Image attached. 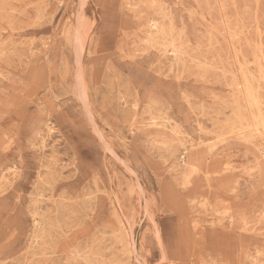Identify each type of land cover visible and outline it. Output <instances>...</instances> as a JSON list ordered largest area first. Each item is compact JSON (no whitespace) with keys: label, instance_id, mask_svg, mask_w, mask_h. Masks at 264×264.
Wrapping results in <instances>:
<instances>
[{"label":"rangeland","instance_id":"rangeland-1","mask_svg":"<svg viewBox=\"0 0 264 264\" xmlns=\"http://www.w3.org/2000/svg\"><path fill=\"white\" fill-rule=\"evenodd\" d=\"M262 124L264 0H0V264H264Z\"/></svg>","mask_w":264,"mask_h":264},{"label":"bare ground","instance_id":"bare-ground-1","mask_svg":"<svg viewBox=\"0 0 264 264\" xmlns=\"http://www.w3.org/2000/svg\"><path fill=\"white\" fill-rule=\"evenodd\" d=\"M153 4V3H152ZM39 20V19H38ZM40 21V20H39ZM155 25V24H154ZM184 33V32H183ZM211 40V39H210ZM151 42V41H150ZM210 43H212V42H209V44ZM146 48V47H145ZM163 48V47H162ZM167 48V47H166ZM188 48V47H187ZM154 50V49H153ZM164 50V49H163ZM166 50V49H165ZM164 50V51H165ZM171 51L172 52H176V49L175 48H172L171 49ZM163 52V51H162ZM177 64V63H176ZM181 64H182V62H181ZM185 66V65H184ZM247 66V65H246ZM246 66H244L245 68H246ZM182 67H183V65H182ZM197 67V66H196ZM200 67V66H199ZM203 67V66H202ZM202 67H201V69H202ZM243 67V66H242ZM171 69V68H170ZM196 69V68H195ZM198 69V68H197ZM172 70V69H171ZM230 70H232L231 68H230ZM177 71V70H176ZM224 71V70H223ZM233 71V70H232ZM241 72V71H240ZM230 73H231V71H230ZM229 75V74H228ZM248 76H249V73H248ZM251 76H253V75H251ZM204 77V76H203ZM250 77V76H249ZM254 77V76H253ZM201 79V78H200ZM233 79V78H232ZM256 79V78H255ZM246 80H247V78H246ZM246 82V81H245ZM250 82V81H249ZM236 83V82H235ZM247 84H248V82H247ZM252 84H253V82H252ZM231 85H233V84H231ZM230 85V86H231ZM236 85V84H235ZM250 86H251V84H249ZM247 86V85H246ZM249 86V87H250ZM236 87V86H235ZM239 87V86H238ZM243 87V86H242ZM245 87V86H244ZM250 88H252V87H250ZM241 89V88H240ZM246 89V88H245ZM249 89V88H248ZM253 89V88H252ZM251 89V90H252ZM260 90V89H259ZM252 92V91H251ZM248 93V92H247ZM242 94V93H241ZM253 94V93H252ZM248 94H246L245 96H247ZM250 96V95H249ZM254 98V97H253ZM249 99V98H248ZM247 100V99H246ZM249 101V100H248ZM258 101V100H257ZM251 102H252V100H251ZM255 102V101H254ZM248 103V102H247ZM156 104V103H155ZM240 106V105H239ZM259 106V105H258ZM248 107H251V105L250 106H248ZM249 109V108H248ZM243 110V109H242ZM149 114H150V112H149ZM262 114V113H261ZM260 115V114H259ZM239 116V115H238ZM253 116V115H252ZM135 118V117H134ZM260 118V117H259ZM155 119V118H154ZM150 120H151V118H150ZM162 120V119H161ZM167 120V119H166ZM154 122V121H153ZM157 122V121H156ZM263 122V121H262ZM167 123V122H166ZM171 123V122H170ZM253 123H254V121H253ZM239 124H242L241 122H239ZM168 125H169V123H168ZM263 125V124H262ZM178 126V125H177ZM259 126V125H258ZM263 127H264V125H263ZM149 128V127H148ZM255 128V127H254ZM249 130V129H248ZM173 131V130H172ZM175 133V132H174ZM41 143V142H40ZM222 144H224L223 142H222ZM156 145V144H155ZM161 145V144H160ZM163 145V144H162ZM43 148V147H42ZM181 152V151H180ZM49 161V160H48ZM183 164V163H182ZM184 164H186V162L184 161ZM48 166V165H47ZM46 172V171H45ZM52 172V171H51ZM54 173V172H53ZM60 177V176H59ZM52 180V179H51ZM48 182V181H47ZM45 185V184H44ZM45 187H46V185H45ZM48 187V186H47ZM33 189H35V188H33ZM32 189V190H33ZM47 189V188H46ZM48 189H50V187H48ZM44 190V189H43ZM3 191V190H2ZM46 192V191H45ZM35 194L37 195V193L35 192ZM90 194V193H89ZM39 197V196H38ZM33 198V197H32ZM41 198H42V196H41ZM40 198V199H41ZM95 198V197H94ZM41 201V200H40ZM64 201V200H63ZM31 205V204H30ZM45 205V204H44ZM34 206V205H33ZM41 206V205H40ZM27 207H29V206H27ZM78 207V206H77ZM75 209V208H74ZM60 210V209H59ZM73 211V210H72ZM38 212V211H37ZM39 213V212H38ZM37 218V217H36ZM75 218V217H74ZM44 219V218H43ZM32 220V219H31ZM41 220V219H40ZM84 220V219H83ZM35 221V220H34ZM44 221V220H43ZM62 221V220H61ZM82 221V220H81ZM85 221V220H84ZM55 223H57L56 221H55ZM49 224V223H48ZM48 224H46V226L48 225ZM35 225V224H34ZM37 225V224H36ZM42 225V224H41ZM37 228H38V225H37ZM43 228H44V226H43ZM42 228V229H43ZM51 228V227H50ZM46 229H48L47 227H46ZM54 229V228H53ZM35 230V229H34ZM38 230V229H37ZM36 231V230H35ZM45 232V230L43 231V233ZM36 233V232H35ZM41 233V232H40ZM34 234V233H33ZM41 235H43V234H41ZM117 235V234H116ZM118 235H121V233H119ZM35 236H37V235H35ZM44 236V235H43ZM42 236V237H43ZM101 236V235H100ZM123 236V235H122ZM41 237V238H42ZM49 237V236H48ZM124 237V236H123ZM44 238V237H43ZM119 238H121V236L119 237ZM116 240H118V239H116ZM124 240V239H123ZM36 241V240H35ZM50 241V240H49ZM41 242V241H40ZM36 244V243H35ZM29 247V246H28ZM38 248H40L39 246H38ZM72 250V249H71ZM32 251V250H31ZM54 251V250H53ZM75 250H73V252H74ZM33 252V251H32ZM55 252V251H54ZM53 252V253H54ZM35 253V252H34ZM84 253V252H83ZM93 255V254H92ZM28 257V256H27ZM26 257V258H27ZM85 257H87V256H85ZM84 260V259H83ZM87 260V259H86ZM14 264H16V263H14ZM18 264V263H17ZM85 264H86V262H85ZM97 264V263H96Z\"/></svg>","mask_w":264,"mask_h":264}]
</instances>
